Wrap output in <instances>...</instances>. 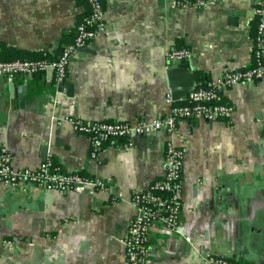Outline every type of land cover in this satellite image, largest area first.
<instances>
[{
    "label": "crops",
    "instance_id": "1",
    "mask_svg": "<svg viewBox=\"0 0 264 264\" xmlns=\"http://www.w3.org/2000/svg\"><path fill=\"white\" fill-rule=\"evenodd\" d=\"M102 1L105 26L72 57L63 83L52 70L0 75V150L16 167L51 159L103 178L107 189L0 185V264H126L133 194L164 174L169 137L110 140L93 156L75 121L152 120L170 112L169 94L185 103L193 85L255 63L258 0L185 8L176 0ZM88 9L80 0H0V44L57 57ZM173 48L191 51L182 63L195 81L171 79ZM223 97L235 107L231 116L182 120L171 138L185 150L181 229L152 222L147 264H264V82L239 83Z\"/></svg>",
    "mask_w": 264,
    "mask_h": 264
},
{
    "label": "built area",
    "instance_id": "2",
    "mask_svg": "<svg viewBox=\"0 0 264 264\" xmlns=\"http://www.w3.org/2000/svg\"><path fill=\"white\" fill-rule=\"evenodd\" d=\"M180 7L192 4L198 6L211 5L215 0H176ZM89 10L76 27L72 44L67 46L56 59L49 58H17L13 60L0 59V75L12 79L19 74H40L48 70L55 73L57 83L66 79L68 66L73 56L85 47L105 24L102 0H88ZM258 18V34L255 38V63L249 67L225 70L220 76L207 81L206 84L195 85L188 93L185 103L174 104L171 94L168 102L172 103L169 113L158 115L152 120L138 119L135 121L119 120H77L75 130L89 135L92 139V155L97 156L104 143L114 139H134L163 133L169 137L166 145V167L161 179H156L148 190L133 194V204L136 216L131 221L129 235L126 240V264H147L149 252L150 226L153 221H164L171 231L181 229L180 215L182 211V172L185 150L172 141V136L178 130L182 120H200L215 122L231 116L235 107L225 101L223 94L228 88L239 83L256 84L264 82V0H258L254 8ZM191 55L188 48H173L169 58L186 59ZM31 184L46 191H88L92 194L107 189V181L103 178L83 175L79 172L65 171L49 159L38 167L13 165V158L7 149L0 150V185L16 186ZM156 188L167 191L165 197L150 191ZM215 264H244L240 261L226 258H212Z\"/></svg>",
    "mask_w": 264,
    "mask_h": 264
},
{
    "label": "trees",
    "instance_id": "3",
    "mask_svg": "<svg viewBox=\"0 0 264 264\" xmlns=\"http://www.w3.org/2000/svg\"><path fill=\"white\" fill-rule=\"evenodd\" d=\"M80 3H83V4L87 5V7H89L88 0H80ZM257 31H258V18H257ZM0 48L2 49L1 53H0V59H2V60H13V59H17V58H21V59H25V58L56 59L58 57V56L57 57L51 56L50 54H45L42 52H30V51H23L20 49L8 48V47L4 46V44H0ZM203 84H206V83H203ZM56 165H58V164L56 163ZM161 178L162 177H160L158 179H161ZM150 191H152L153 193L158 194L160 196H163V197H165L169 194V192H167V191H162V190H159L156 188H152Z\"/></svg>",
    "mask_w": 264,
    "mask_h": 264
},
{
    "label": "water",
    "instance_id": "4",
    "mask_svg": "<svg viewBox=\"0 0 264 264\" xmlns=\"http://www.w3.org/2000/svg\"><path fill=\"white\" fill-rule=\"evenodd\" d=\"M226 14H232V11L231 10H228L225 12ZM171 64H172V67L170 69V71L168 72L171 79H176V77L178 76V74H183V75H189L190 74H193V77H194V81L196 80V76H195V73H187L188 72V68H189V65L188 64H184L182 63V60L178 59V60H172L171 61ZM195 85H193L194 87ZM189 88L188 91H187V94L191 91V89L193 88ZM174 88V93L176 94V92H178V90H176V87H173Z\"/></svg>",
    "mask_w": 264,
    "mask_h": 264
}]
</instances>
